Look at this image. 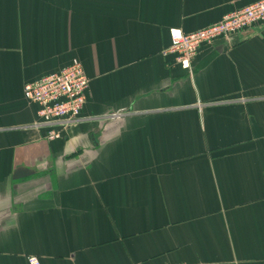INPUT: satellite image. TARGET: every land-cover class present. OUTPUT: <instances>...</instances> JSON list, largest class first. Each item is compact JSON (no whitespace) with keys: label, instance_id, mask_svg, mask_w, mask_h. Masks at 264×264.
<instances>
[{"label":"crops","instance_id":"obj_1","mask_svg":"<svg viewBox=\"0 0 264 264\" xmlns=\"http://www.w3.org/2000/svg\"><path fill=\"white\" fill-rule=\"evenodd\" d=\"M259 1L0 0V264H264V24L164 55ZM75 59L49 142L24 87Z\"/></svg>","mask_w":264,"mask_h":264},{"label":"built area","instance_id":"obj_2","mask_svg":"<svg viewBox=\"0 0 264 264\" xmlns=\"http://www.w3.org/2000/svg\"><path fill=\"white\" fill-rule=\"evenodd\" d=\"M258 24H264V0L227 14L208 29L192 34L176 28L169 30L171 45L164 55H175L182 68L188 71L202 46H213L220 39L228 40ZM89 87L90 80L77 59L66 68L27 84L24 87L26 101L39 107V120L33 126L35 130L43 129L49 142L63 139L71 127L82 120ZM121 116L112 115L110 119ZM28 261L29 264H40L37 257H30Z\"/></svg>","mask_w":264,"mask_h":264},{"label":"water","instance_id":"obj_3","mask_svg":"<svg viewBox=\"0 0 264 264\" xmlns=\"http://www.w3.org/2000/svg\"><path fill=\"white\" fill-rule=\"evenodd\" d=\"M31 174L32 173L28 169L23 170L22 168H20L15 172L13 179L14 180H20V179H23L27 176H30Z\"/></svg>","mask_w":264,"mask_h":264}]
</instances>
